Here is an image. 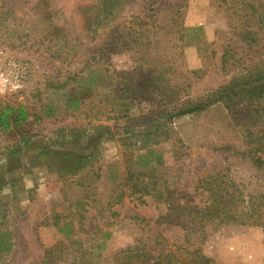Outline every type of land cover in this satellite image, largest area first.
Returning <instances> with one entry per match:
<instances>
[{
	"label": "rangeland",
	"instance_id": "1",
	"mask_svg": "<svg viewBox=\"0 0 264 264\" xmlns=\"http://www.w3.org/2000/svg\"><path fill=\"white\" fill-rule=\"evenodd\" d=\"M219 4L0 0V109L22 105L29 113L26 122L0 131V232H9L13 242L9 252H0V264H42L45 249L56 243L68 245L70 254L81 248L92 253L94 264H117L115 254L129 245L183 244L186 232L173 218H162L164 206L129 196L124 178L134 156L149 148L163 160L160 183L177 188L176 196L182 190L191 203L201 200L195 180L213 170L245 192L264 193V170L242 153L244 132L255 118L247 100L233 95L201 112L169 117L235 81L245 61L264 59L259 46L229 71L221 70L224 38L235 37L220 33L229 30V20ZM199 26L198 44L179 41L181 27ZM136 28L150 29L149 63L141 57L146 41H136ZM98 69L109 71L110 82L78 110L69 109L67 94L79 84L73 74L82 70L87 77ZM79 93L82 98L85 92ZM129 97L132 106L123 117L119 99L127 103ZM48 106L52 117L42 114ZM70 153L84 155V166L71 167ZM56 214L79 230L59 233L48 224ZM134 217L144 221L136 224ZM98 244L101 249L93 248ZM205 245L215 264H264L262 227L226 226Z\"/></svg>",
	"mask_w": 264,
	"mask_h": 264
},
{
	"label": "trees",
	"instance_id": "2",
	"mask_svg": "<svg viewBox=\"0 0 264 264\" xmlns=\"http://www.w3.org/2000/svg\"><path fill=\"white\" fill-rule=\"evenodd\" d=\"M108 2H106L107 4ZM219 8H223L229 20V30L220 32L222 35H231L235 38H224L226 42L222 44L220 53L221 70L229 71L233 68L236 61L239 63L244 56L257 52L260 46L264 48V0H215ZM114 7V6H113ZM107 8V6H104ZM144 31V32H142ZM203 28L199 27H181L179 41H193L198 44L201 40ZM136 41L145 40L141 57H146V63L151 60V55L146 53L150 45V29L136 30ZM183 48V46H180ZM240 49L241 51H238ZM183 52L181 51V54ZM213 55L216 52L213 50ZM234 61V62H231ZM88 59H86L87 63ZM163 62V61H162ZM248 62L243 67V72L235 81L228 84L218 92H213L206 97L204 101L190 104L176 112H172L169 117H179L192 115L205 110L208 106L216 104L224 98L236 96L244 98L250 105L248 112L254 115L253 128L246 129L244 132V142L246 150L242 152L245 156L252 157L254 166L264 170V59L257 62ZM244 62V63H245ZM108 71V70H106ZM82 70L73 74V79L78 84V89L69 90L67 105L71 110H78L89 95L95 96V90L103 88L112 79L108 72L104 73L101 69L92 70L87 77H83ZM126 74V73H125ZM126 83H130L129 77ZM151 82L156 80V75L151 76ZM86 83V85L83 84ZM82 83V84H81ZM53 88L64 87L55 86ZM65 85H67L65 83ZM127 88H132L125 84ZM76 90V91H75ZM128 90V89H127ZM79 91H84V96L80 98ZM89 91L93 94H87ZM125 93H128L125 91ZM132 97H129V101ZM112 100L108 98V101ZM123 103L120 111L123 117H127L131 101L124 103V98L119 99ZM42 114L45 117H52L54 111L52 107H47ZM29 113L25 107L20 105L4 106L0 109V131L10 130L13 124H22L27 121ZM70 160L71 167L81 168L84 166V155L73 157ZM135 162L131 171L127 173L124 181L129 185V196L136 197V200L146 204V197H151L154 202L159 203L166 208V213L162 218H173L172 224L184 229L185 238L183 244L170 246L166 249H159L146 243L129 245L116 254L117 264H215V258L205 253L206 243L211 236L219 232L226 226L240 227H262L264 228V193L256 194L245 192L232 180L227 179L221 171L213 170L207 174L199 176L195 180V192L201 200L198 203H191L187 198L178 196L175 191H171L167 182L160 183L161 178L157 167L163 164L161 155L154 149L149 148L145 154L134 156ZM152 163H154L152 165ZM67 169H73L66 167ZM123 192L116 197L118 202L122 201ZM172 211L173 215H169ZM137 223L144 219L134 217ZM80 222H78L79 224ZM54 226L59 233L66 236H72L77 229L72 220L66 221L62 216L56 214L52 221L48 223ZM46 224V225H48ZM109 233V232H107ZM108 235V234H106ZM13 242L11 234L7 231L0 232V252H9L12 249ZM101 249L102 244L93 247ZM70 247L64 243H56L44 251L42 264H94L92 258L86 250H76V254H70Z\"/></svg>",
	"mask_w": 264,
	"mask_h": 264
}]
</instances>
